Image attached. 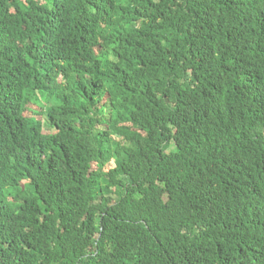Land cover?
<instances>
[{
	"label": "trees",
	"instance_id": "16d2710c",
	"mask_svg": "<svg viewBox=\"0 0 264 264\" xmlns=\"http://www.w3.org/2000/svg\"><path fill=\"white\" fill-rule=\"evenodd\" d=\"M0 264H264V0H0Z\"/></svg>",
	"mask_w": 264,
	"mask_h": 264
},
{
	"label": "rangeland",
	"instance_id": "374dc122",
	"mask_svg": "<svg viewBox=\"0 0 264 264\" xmlns=\"http://www.w3.org/2000/svg\"><path fill=\"white\" fill-rule=\"evenodd\" d=\"M174 147V146H173Z\"/></svg>",
	"mask_w": 264,
	"mask_h": 264
}]
</instances>
